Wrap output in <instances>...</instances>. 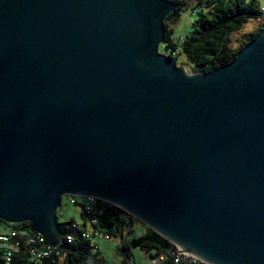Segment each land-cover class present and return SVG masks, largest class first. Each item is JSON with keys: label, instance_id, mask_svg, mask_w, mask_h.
<instances>
[{"label": "water", "instance_id": "1", "mask_svg": "<svg viewBox=\"0 0 264 264\" xmlns=\"http://www.w3.org/2000/svg\"><path fill=\"white\" fill-rule=\"evenodd\" d=\"M170 0H0V220L62 240L94 197L208 264H264V28L190 75Z\"/></svg>", "mask_w": 264, "mask_h": 264}, {"label": "trees", "instance_id": "2", "mask_svg": "<svg viewBox=\"0 0 264 264\" xmlns=\"http://www.w3.org/2000/svg\"><path fill=\"white\" fill-rule=\"evenodd\" d=\"M170 1L178 6L164 20L165 40L159 46V52L162 49L165 52L163 55L171 58H175L177 53L185 55L191 62L195 73H208L221 65L232 62L238 52L250 41L256 39L264 28L263 24L238 50H234L230 44L231 34L250 21L264 20V7L260 5V0H195L197 5L191 8H201V11H199L194 29L183 39L182 43L174 42L173 29L170 24L180 18L187 2L185 0ZM203 9L207 11L204 13ZM70 201L80 208L82 224H78L73 218L65 223L59 222L58 219L63 238L56 246V251L53 250L49 257L39 260L29 253L21 252L14 257L13 264H58L60 256H64L63 264H102L98 259L100 249H94L90 240L84 237V233H93V231L118 240L126 259L130 258L129 253L132 249L140 248L150 254L151 264L153 262H155L153 264L173 263L172 253L175 245L132 215L106 201L97 200L95 205L89 209L82 198L70 199ZM93 221L96 223L93 224ZM135 223L140 224L146 233L127 240L126 235L133 233L132 225ZM12 229L31 232L29 222L10 225L0 220V234ZM67 236H71L72 242L66 241ZM5 253L4 250L0 251V264H4ZM126 259L122 261V264L126 263Z\"/></svg>", "mask_w": 264, "mask_h": 264}, {"label": "rangeland", "instance_id": "3", "mask_svg": "<svg viewBox=\"0 0 264 264\" xmlns=\"http://www.w3.org/2000/svg\"><path fill=\"white\" fill-rule=\"evenodd\" d=\"M187 2V6L185 7L184 11L181 12L180 18L177 19L176 22L171 23V28L173 29L172 38L174 42L182 43L183 39L188 36L194 29V24L199 16V11L201 8L193 9L191 7H196L195 0H185ZM259 1V0H258ZM260 5L264 7V0H260ZM207 10L203 9L205 13ZM261 24V22H258ZM256 22H249L248 24L244 25L240 30L232 33L231 38V47L234 50H238L243 43L250 37L253 32H255L257 28ZM160 54H165V52L160 49ZM177 59V64L179 66H183L186 72L190 75H194L195 71L193 70L191 62L188 58L180 53H177L175 56ZM77 197L71 195H65L62 197V207L61 210L58 212V219L59 222L65 223L73 218L78 224H82L80 208L76 205L72 204L70 199H75ZM133 233L129 235L130 239H133L136 236L137 232H142V226L140 224L134 225ZM4 230L3 227L1 229ZM94 242L98 243L100 252L98 254V259L101 260L102 264H122V261H125L124 252L122 250V245L119 243L118 240H103V239H95ZM145 251L141 250L140 248H135V254L132 258L135 259V264H151V262L147 259ZM142 255L143 257H141ZM131 258V259H132ZM62 264V261H60ZM133 264V263H132Z\"/></svg>", "mask_w": 264, "mask_h": 264}, {"label": "built area", "instance_id": "4", "mask_svg": "<svg viewBox=\"0 0 264 264\" xmlns=\"http://www.w3.org/2000/svg\"><path fill=\"white\" fill-rule=\"evenodd\" d=\"M77 198L84 199V204L87 206V209L95 205L97 200H100L94 197ZM95 223L96 222L93 221V224ZM84 237L90 240L91 245L96 250H99L100 248L98 243L94 242L95 239L113 240V238H111L110 236L98 231H93V233H84ZM66 241L72 242L71 236H67ZM2 250L6 251L3 256L4 264H13L14 257L21 252L29 253L36 260H39L41 258L49 257L53 250L54 252L56 251V247H52L51 245L45 244L44 236H42L41 234L12 229L7 233L0 234V251ZM57 254H59V252H57ZM60 261H62L63 264L64 256L59 257L58 264H60ZM172 261V264H208L204 261H201L196 256L187 253L185 250H183L180 246L177 245H175V250L172 253Z\"/></svg>", "mask_w": 264, "mask_h": 264}, {"label": "crops", "instance_id": "5", "mask_svg": "<svg viewBox=\"0 0 264 264\" xmlns=\"http://www.w3.org/2000/svg\"><path fill=\"white\" fill-rule=\"evenodd\" d=\"M250 22H256L258 25H257V28H256V30H255V32H257L262 26H263V24H264V20L263 19H261V20H258V21H250ZM258 22H261V24H259ZM255 32H253V33H255ZM136 224V223H135ZM134 224V225H135ZM134 225H132V229L134 230ZM141 226V225H140ZM142 232H137V234H136V236H134V237H138V236H142V235H145V233H146V230L142 227ZM135 231V230H134ZM135 233H136V231H135ZM126 239L127 240H130V238H129V235H126ZM145 253V255H146V257H147V259L149 260V261H151L152 259H151V257H150V254H148L147 252H144ZM130 258L129 259H126L125 257H123V258H125L126 259V263L125 264H135L136 262H135V259L134 258H132V256L135 254V249H132L131 251H130ZM141 257H143L142 255H140ZM132 258V259H131ZM162 259H164V257H162ZM153 263H155V262H153ZM152 263V264H153ZM140 264H142V262H140Z\"/></svg>", "mask_w": 264, "mask_h": 264}]
</instances>
